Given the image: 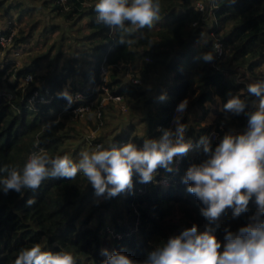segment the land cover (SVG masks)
Masks as SVG:
<instances>
[{
  "label": "trees",
  "instance_id": "obj_1",
  "mask_svg": "<svg viewBox=\"0 0 264 264\" xmlns=\"http://www.w3.org/2000/svg\"><path fill=\"white\" fill-rule=\"evenodd\" d=\"M37 1L54 16L77 26L78 32L83 30L86 35L78 39L87 49L69 53L70 60L58 72L54 62L64 55L62 44L59 52L53 54V44L47 52L18 66L17 61L9 59L11 51L1 57L5 47L0 42V170L9 165L22 170L29 155L41 150L52 158L67 154L78 160V148H65L68 139L85 132L75 116L92 112L96 119L91 129H98L104 125L110 103H119L112 99L103 104V87L111 95L122 96L133 109L142 103L149 107L141 119L148 121L151 137L157 140L168 132L177 107L193 84L202 95H218L222 109L216 111L212 125L218 132L216 139L209 136L211 129L194 119L185 132L186 142L194 148L180 164L173 165L172 172L160 169L152 183L142 184L134 176V186L124 196L97 197L87 179L79 174L75 179H46L35 192L0 191V264H14L21 249L36 244L44 251L72 253L75 264H103L102 249L123 251L140 262L156 246L193 224L203 231L209 223L200 215L203 205L186 192L182 177L191 164H201L209 158L204 152L206 145L214 151L225 135H239L247 129L248 114L255 110L253 101L258 99L247 93V85L264 81V0H211L216 17L214 35H204L206 13L197 8V0H159V19L151 29L126 24L128 32L96 23L98 0ZM20 4L10 2L1 16L12 15V7L17 9ZM26 12L31 10L22 7L16 19L21 21ZM36 22L15 32L11 49H20L30 41ZM2 33L8 36L10 30L2 28ZM122 37L125 43H118ZM217 41L224 44L221 58L215 52ZM204 53H211L214 59L205 62ZM43 62L49 68L46 72L41 71ZM102 66L107 67V81L103 80ZM237 67L244 69L240 77ZM163 72L165 85L150 98L146 85ZM27 76H31L28 82ZM136 78L141 82H135ZM64 91L72 96L70 106L60 95ZM35 92L38 95L31 101ZM165 94L167 98L161 100ZM235 95L246 103L239 114L223 107ZM78 107L87 109L77 113ZM134 124L117 134L111 145L103 138L94 143L121 147L122 141L131 140L139 146L144 140L135 133ZM4 175L0 171V177ZM167 177L168 183L163 182ZM30 199L34 201L31 205L27 203ZM255 210V204L250 203L249 212L233 218L234 209H227L211 225L218 239L224 242L225 229L237 231L246 226L247 217Z\"/></svg>",
  "mask_w": 264,
  "mask_h": 264
},
{
  "label": "clouds",
  "instance_id": "obj_2",
  "mask_svg": "<svg viewBox=\"0 0 264 264\" xmlns=\"http://www.w3.org/2000/svg\"><path fill=\"white\" fill-rule=\"evenodd\" d=\"M159 0H98L95 5L96 23L110 29L128 32L126 24L149 28L159 19ZM118 43H125L123 37ZM211 53L203 60L211 62ZM247 93L255 110L248 114L247 129L239 135H225L215 147L206 145L208 154L201 164H191L182 177L186 192L203 205L200 215L209 223L203 231L198 224L183 229L166 242L156 246L143 261H135L125 252L102 249L103 264H264V81L247 85ZM69 106L72 96L64 91ZM166 94L160 96L161 100ZM188 100L182 101L178 112H183ZM246 103L239 95L231 96L224 109L237 114L244 111ZM186 125L180 124L175 136L165 132L160 139H145L142 147L129 140L122 147L98 145L84 149L78 160L69 155L49 157L43 150L32 152L22 170L6 166L0 171V191L7 194L24 189L35 192L49 178L75 179L82 175L94 189L97 197H116L133 188V178L142 184L152 183L160 169L172 172L177 158H183L192 148L185 141ZM31 205L33 200H28ZM250 203L256 210L247 217L246 226L237 231L225 229L222 243L211 225L229 208L233 218L249 212ZM221 248L223 249L221 251ZM14 264H75L72 253L44 251L39 244L21 249Z\"/></svg>",
  "mask_w": 264,
  "mask_h": 264
},
{
  "label": "rangeland",
  "instance_id": "obj_3",
  "mask_svg": "<svg viewBox=\"0 0 264 264\" xmlns=\"http://www.w3.org/2000/svg\"><path fill=\"white\" fill-rule=\"evenodd\" d=\"M0 1H3V4H1L0 7V29H12V31L17 32L18 34L21 27H28L32 22L37 21L35 24V29L33 31V36L30 41L20 49H11L14 40L9 39L10 43L7 45H3V47H5V50L1 54L2 58L7 55L8 51H11L10 54H8L9 59L17 61V65L21 66L24 60H28L30 62L32 56H37L40 53L42 54L44 52H47V50L53 44H55V50L53 54L59 52L60 50L58 46L62 44L64 47V50L62 49L64 51V55L59 62H54V64L57 63L58 72H61V66L70 60L69 53H73L75 49L77 50V52H80L82 49H87V46H83L84 43H81L82 41L79 42V39L85 36L86 33L83 30L78 32L77 26L73 27L64 19L51 14L49 9L45 7L41 1ZM10 2H12L13 5L16 3H21V7L17 9L12 7V15L7 17L1 16L2 13H5V10ZM198 2L205 4L207 8L205 12L206 17L204 18L207 22L204 26V35H214L212 29L214 28L216 17L214 14L213 4H211V0H197V3ZM22 7L29 8L31 12H26L22 16L21 21H18L16 19L17 14L20 12ZM83 23H85V21L81 22L82 25ZM51 26L54 28L50 29ZM64 37L65 40H63ZM70 43L72 44L71 47L69 46ZM42 65L43 67L41 68V71L46 72L49 69L48 65L45 62H43ZM237 69L239 70L237 77H240L244 69L240 67H237ZM261 70L264 71V64L261 67ZM29 79H31V76H27L25 81L28 82ZM164 82H166V77L164 76L163 72L161 76L154 77V79L146 85L150 98H153L154 95L157 94L160 87H163L165 85ZM184 100H188V106L183 112H178L176 109L174 114V121L171 125L172 129L170 128L168 132H171L173 134V132L177 130L180 124L186 125L187 128V125H189V123L193 122L195 119L198 125L204 127L207 130L211 129L209 136L212 137L211 133L215 132V130L212 129V125L215 121L216 111L222 109V100L220 99V97L213 92H210L207 95H202L197 85L193 84L189 95ZM123 103L125 105V109H123L121 104L119 103H110V109H108V111L105 113L106 117L104 120V125L99 126L98 129H91L96 119L92 112L88 115H79V117L75 116L74 120L76 122H79L78 126L82 129H85V132H83L81 135H76V139H68L65 142V148H78V152L80 153L84 149H92L98 146L97 143H94L97 138H103L104 142L111 145L112 143H114V138L116 137V135L131 126L132 123H135V133L142 136L143 140L153 139L151 137L152 135L148 121H146L145 119H141V117H144L149 107L144 106L142 103L139 108L133 109L127 103ZM154 108L156 107L154 106L153 109ZM168 180L169 177L164 179L163 182L168 183ZM124 195L125 193H121V196Z\"/></svg>",
  "mask_w": 264,
  "mask_h": 264
},
{
  "label": "built area",
  "instance_id": "obj_4",
  "mask_svg": "<svg viewBox=\"0 0 264 264\" xmlns=\"http://www.w3.org/2000/svg\"><path fill=\"white\" fill-rule=\"evenodd\" d=\"M196 5H197V8L199 10L206 12V5L205 4L198 2ZM195 24H196V22L193 25H195ZM9 30H10V34L8 36L5 35L4 33L0 34V42L2 43V45L9 44L10 40L13 39V37L15 35V32L12 31V29H9ZM7 37H9V38H7ZM215 52L217 53V56L220 57V58L224 56L225 49H224V44L221 41H217L215 43ZM102 75H103V80L107 81V79H108V70H107V67H105V66H102ZM128 75L132 77L131 74H128ZM29 81H30V79H29ZM134 81L135 82H139V83L141 82V80L138 79V78H136ZM103 89L105 90V97L102 100L103 104H107L110 100L113 99L114 101L119 102L121 104L122 108L125 109V105L123 103L124 100H123L122 96H120V95H111L107 87H103ZM37 95H38V93L35 92V95L32 96L30 100L33 101V99ZM76 96L77 97H81V94H77ZM42 100H43V98H42ZM85 109H87V108L86 107H78V108L75 109V112H77V113L78 112H83ZM170 128L172 129V127H170ZM170 128L168 129V131L170 130ZM220 128L223 129V125H221ZM211 135H212V137H211L212 139H216L218 137V132L215 131V132L211 133ZM185 141H186V135H185ZM128 142H129V140L122 141L120 143L121 147L123 146V144H126ZM142 146H143V144L139 145L138 147H142ZM193 148H194V146L192 145L191 149H193ZM180 162H181V158H177L176 161L174 162L175 167H177L180 164Z\"/></svg>",
  "mask_w": 264,
  "mask_h": 264
}]
</instances>
